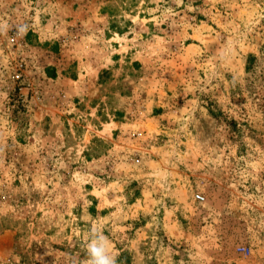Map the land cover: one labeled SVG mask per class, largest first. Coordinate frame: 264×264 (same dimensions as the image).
<instances>
[{"label": "rangeland", "instance_id": "rangeland-1", "mask_svg": "<svg viewBox=\"0 0 264 264\" xmlns=\"http://www.w3.org/2000/svg\"><path fill=\"white\" fill-rule=\"evenodd\" d=\"M93 242L264 264V0H0V264Z\"/></svg>", "mask_w": 264, "mask_h": 264}, {"label": "clouds", "instance_id": "clouds-1", "mask_svg": "<svg viewBox=\"0 0 264 264\" xmlns=\"http://www.w3.org/2000/svg\"><path fill=\"white\" fill-rule=\"evenodd\" d=\"M107 243L97 246L95 242L88 246V252L92 258V264H115L114 259L106 256Z\"/></svg>", "mask_w": 264, "mask_h": 264}, {"label": "built area", "instance_id": "built-area-1", "mask_svg": "<svg viewBox=\"0 0 264 264\" xmlns=\"http://www.w3.org/2000/svg\"><path fill=\"white\" fill-rule=\"evenodd\" d=\"M196 198H197V199H200V198H201V196H200V195H196Z\"/></svg>", "mask_w": 264, "mask_h": 264}, {"label": "trees", "instance_id": "trees-1", "mask_svg": "<svg viewBox=\"0 0 264 264\" xmlns=\"http://www.w3.org/2000/svg\"><path fill=\"white\" fill-rule=\"evenodd\" d=\"M121 264H125V263H121Z\"/></svg>", "mask_w": 264, "mask_h": 264}]
</instances>
